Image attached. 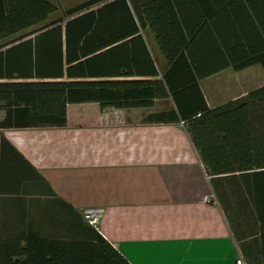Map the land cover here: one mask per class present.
<instances>
[{
  "label": "trees",
  "instance_id": "obj_1",
  "mask_svg": "<svg viewBox=\"0 0 264 264\" xmlns=\"http://www.w3.org/2000/svg\"><path fill=\"white\" fill-rule=\"evenodd\" d=\"M189 1L85 0L46 21L55 10L47 0H0V193L39 177L2 128L62 126L70 103L128 108L169 96L173 109L145 119L185 122L226 213L240 205L264 213V83L213 107L198 86L227 67L264 72V13L223 22L215 9L213 21L208 0ZM228 1L241 12L242 0ZM144 31L166 63L161 73ZM0 264L129 263L88 224L80 239L50 238L0 213Z\"/></svg>",
  "mask_w": 264,
  "mask_h": 264
},
{
  "label": "crops",
  "instance_id": "obj_2",
  "mask_svg": "<svg viewBox=\"0 0 264 264\" xmlns=\"http://www.w3.org/2000/svg\"><path fill=\"white\" fill-rule=\"evenodd\" d=\"M222 1L208 0L211 20L215 9L222 10L223 22L262 19V0H242L240 13ZM142 35L161 73L166 63L150 34ZM248 67L223 68L198 80L206 105L263 84H249L247 76L238 80ZM171 109L169 96L128 108L70 103L62 126L2 128L39 177L20 181L16 191L7 184L1 215L38 236L80 239L87 229L83 209L101 207L96 229L129 264H234L238 257L243 264H264V213L241 205L226 213L185 122L145 119ZM3 114L0 109V120Z\"/></svg>",
  "mask_w": 264,
  "mask_h": 264
},
{
  "label": "rangeland",
  "instance_id": "obj_3",
  "mask_svg": "<svg viewBox=\"0 0 264 264\" xmlns=\"http://www.w3.org/2000/svg\"><path fill=\"white\" fill-rule=\"evenodd\" d=\"M47 1L55 7V10L51 12L46 19V21H49V20H52V19H55L61 16L62 11L64 9H68L69 7L78 5L84 2L85 0H47ZM246 76H247V83L249 84L251 83L258 84L259 82H264V72L261 66L258 64L249 66L247 69L242 71L241 74L237 75V78L238 80L243 81L245 80ZM219 81L221 84H225V79L224 80L220 79ZM204 83H208V80H205V82H202V84ZM204 91L206 93V89H204ZM210 97L212 98L213 96L209 95L208 98L210 99Z\"/></svg>",
  "mask_w": 264,
  "mask_h": 264
},
{
  "label": "built area",
  "instance_id": "obj_4",
  "mask_svg": "<svg viewBox=\"0 0 264 264\" xmlns=\"http://www.w3.org/2000/svg\"><path fill=\"white\" fill-rule=\"evenodd\" d=\"M103 209L101 207H87L82 211L83 220L90 226L96 229L100 218L102 216ZM234 264H243L242 260L238 257L235 259Z\"/></svg>",
  "mask_w": 264,
  "mask_h": 264
}]
</instances>
